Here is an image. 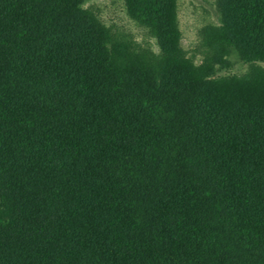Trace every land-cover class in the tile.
<instances>
[{
    "label": "trees",
    "instance_id": "obj_1",
    "mask_svg": "<svg viewBox=\"0 0 264 264\" xmlns=\"http://www.w3.org/2000/svg\"><path fill=\"white\" fill-rule=\"evenodd\" d=\"M82 1L0 0V264H264V71L185 58L175 0H123L159 67L110 52ZM216 3L264 63V0Z\"/></svg>",
    "mask_w": 264,
    "mask_h": 264
},
{
    "label": "rangeland",
    "instance_id": "obj_2",
    "mask_svg": "<svg viewBox=\"0 0 264 264\" xmlns=\"http://www.w3.org/2000/svg\"><path fill=\"white\" fill-rule=\"evenodd\" d=\"M176 19L181 36L179 48L195 65L208 63L214 68V78L245 80L264 71L260 61L245 62L235 50L211 52L201 41L200 33L220 23L216 0H175ZM81 7L92 15L108 36L110 52L123 46L126 54L139 62L159 67L162 52L150 31L132 20L123 0H83ZM219 59V62H214Z\"/></svg>",
    "mask_w": 264,
    "mask_h": 264
}]
</instances>
